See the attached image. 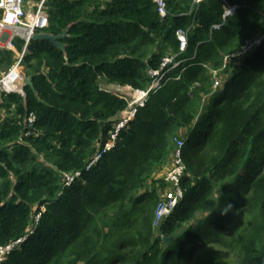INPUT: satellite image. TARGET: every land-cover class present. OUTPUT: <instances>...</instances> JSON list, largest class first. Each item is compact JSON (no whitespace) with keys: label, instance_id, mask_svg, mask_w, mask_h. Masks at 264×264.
Listing matches in <instances>:
<instances>
[{"label":"trees","instance_id":"16d2710c","mask_svg":"<svg viewBox=\"0 0 264 264\" xmlns=\"http://www.w3.org/2000/svg\"><path fill=\"white\" fill-rule=\"evenodd\" d=\"M165 2L161 17L153 0L44 1L42 32L66 29L64 50L31 39L21 66L32 85L0 90V245L22 238L0 264H192L209 244L236 261L202 264H264V38L223 67L264 32V0ZM179 28L188 31L180 57L191 58L87 170L127 106L103 85L148 87V70L179 51ZM13 43L0 48V75L23 49ZM30 112L35 133L26 134ZM174 138L185 192L154 225Z\"/></svg>","mask_w":264,"mask_h":264},{"label":"built area","instance_id":"2783aa9c","mask_svg":"<svg viewBox=\"0 0 264 264\" xmlns=\"http://www.w3.org/2000/svg\"><path fill=\"white\" fill-rule=\"evenodd\" d=\"M45 0H0V48L13 49L14 39L20 38L23 41V49L17 54L15 61L9 69L3 71L0 75V90L6 92H18L23 94L21 87L24 85V74L22 72L21 58L28 43L31 41L34 33L42 32V29L47 25L48 11L44 6ZM157 4V11L162 17L166 14L165 0H153ZM199 0H196V2ZM234 7H228L223 13V17L231 13ZM179 42V51L162 57L158 68L148 70L150 75V84L145 89L133 88L129 85L119 86L112 85L104 87L106 91H110L127 101V106L119 113L113 130L109 134V139L94 153L91 159L86 164V169H90L99 158L111 147H113L117 136L129 121H131L138 109L143 107L148 100L150 94L159 89L163 81L167 78V73L182 65L191 57H180L187 49L188 31L185 29H177L175 31ZM264 38V32L251 41H247L238 52L229 53L223 56V67L229 58H240L245 53L250 51L252 47L261 43ZM218 70L213 69V75H216ZM219 85V79L215 77L213 88ZM191 95V94H190ZM36 119L34 112L27 115L28 130L26 134L35 133L33 123ZM183 139L174 138V148L171 152V161L162 169L163 185L161 186V195L158 200L154 212V225L167 216L175 205L183 198L185 188L181 184L183 175L185 174L186 166L182 158L181 148ZM80 171L72 173H63L64 184L69 185L75 178L79 177ZM38 220V216L36 217ZM22 238H17L14 241L0 245V262L4 261L9 253L16 245L21 242Z\"/></svg>","mask_w":264,"mask_h":264},{"label":"rangeland","instance_id":"374dc122","mask_svg":"<svg viewBox=\"0 0 264 264\" xmlns=\"http://www.w3.org/2000/svg\"><path fill=\"white\" fill-rule=\"evenodd\" d=\"M31 1H33V0H31ZM219 70L220 69H218V71ZM178 137H180V135H178ZM169 161H171V153H170L168 159L165 161L164 164L165 165L168 164ZM163 174H164V171H160L157 175H158V177L163 178ZM246 216H247L246 213H242V214L238 215L235 219V224L240 227L241 232H243L242 231V222L246 219ZM207 252H209V253L207 254ZM199 254H200V258H195L193 260L192 264H202V260H205L207 257H214V258L220 257L221 259H223V261H228L227 263H232V262L236 261V258H237V253L234 250L224 248L223 246H216L215 244H209Z\"/></svg>","mask_w":264,"mask_h":264},{"label":"water","instance_id":"95a60500","mask_svg":"<svg viewBox=\"0 0 264 264\" xmlns=\"http://www.w3.org/2000/svg\"><path fill=\"white\" fill-rule=\"evenodd\" d=\"M66 29H63L61 33L54 35L51 33H47V32H38V33H34L32 36V40H48L50 41L53 45L61 48L62 50H64V44L62 42L59 41V39H61L62 37L65 36ZM24 84H28V85H32V79L30 77H25L24 78ZM23 87H21V90ZM172 238L171 237H163V241L166 243L168 241H170Z\"/></svg>","mask_w":264,"mask_h":264},{"label":"crops","instance_id":"0c3cea01","mask_svg":"<svg viewBox=\"0 0 264 264\" xmlns=\"http://www.w3.org/2000/svg\"><path fill=\"white\" fill-rule=\"evenodd\" d=\"M112 85H115V84H107V85H103V87L112 86Z\"/></svg>","mask_w":264,"mask_h":264},{"label":"bare ground","instance_id":"6f19581e","mask_svg":"<svg viewBox=\"0 0 264 264\" xmlns=\"http://www.w3.org/2000/svg\"><path fill=\"white\" fill-rule=\"evenodd\" d=\"M189 96H191V95L189 94Z\"/></svg>","mask_w":264,"mask_h":264}]
</instances>
